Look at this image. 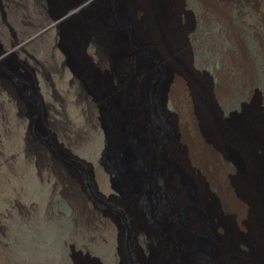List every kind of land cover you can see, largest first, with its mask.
<instances>
[{
	"label": "rangeland",
	"instance_id": "rangeland-1",
	"mask_svg": "<svg viewBox=\"0 0 264 264\" xmlns=\"http://www.w3.org/2000/svg\"><path fill=\"white\" fill-rule=\"evenodd\" d=\"M71 1L77 0H55L43 13L53 14ZM124 1L142 44L158 52L174 77L182 80L180 88L173 85L178 88V101L170 92L169 108L182 134L184 159L206 180L238 228L253 234L240 244L241 249L251 252L252 243L264 249L254 229L264 214L260 207L256 209L263 188L254 186L253 179L245 180L258 172L253 165L256 156L264 155V0H176L175 5L174 0H157V8L168 14L166 22L180 35L179 45H172L171 51L161 40L144 34L141 19L148 15L145 4ZM106 3L109 1L86 0L81 9L60 21L67 31L80 17L102 23L108 37L104 42L87 37L83 55L67 47L65 37L57 31L29 47L45 70L42 74L35 71V78L41 103L50 113V136L43 132L44 115L36 106L39 102L26 90V80L12 78L15 61L21 60L19 50L0 59L1 77L22 102H11L9 91H0V264H99L96 259L101 264H129L127 222L112 206L113 200L121 197L115 188L120 179L99 164L101 137L106 135L109 119L107 103H114L115 96L123 103H146L140 99L143 91L158 80L125 41L120 43L116 29L98 16ZM4 11L11 19L8 9ZM14 24L11 19V29H0L1 46L25 32ZM53 38L59 50L46 61L45 47L55 41ZM244 57L245 72L238 66ZM59 60L65 63L61 72L55 71ZM93 71L101 76L98 84L93 81ZM74 76L83 80L75 83ZM82 93L91 103H98L96 112L82 107ZM18 105L30 114L27 124L19 119ZM211 108L223 122H234L237 116L250 113L242 126L247 129L244 140L237 135L238 127L225 126V132H220ZM253 128L259 142L252 137L255 133H250ZM230 146H236L234 150L243 158L250 157L252 167L238 154L232 156ZM235 157L243 171L234 163ZM82 161L96 168V190L90 186L86 169L79 166ZM59 172L63 180L57 176ZM243 189L251 194L248 202L241 195ZM230 190L233 195H229ZM102 196L108 204L100 201Z\"/></svg>",
	"mask_w": 264,
	"mask_h": 264
},
{
	"label": "water",
	"instance_id": "water-1",
	"mask_svg": "<svg viewBox=\"0 0 264 264\" xmlns=\"http://www.w3.org/2000/svg\"><path fill=\"white\" fill-rule=\"evenodd\" d=\"M108 1L100 7L98 16L116 29L120 43L125 41L158 80L143 91L140 99H146V103H123L117 96L114 103H107L109 119L105 124L106 135L101 137L99 164H104L109 174L120 179L115 188L121 197L113 200L112 206L127 222L128 263L264 264V249L260 244L255 241L256 245L249 244L251 252L240 247L253 234L238 228L206 180L196 175L183 158L182 134L169 108L172 70L162 63L158 52L142 44L124 0L117 4ZM56 12L60 21L70 15L63 6ZM3 50L0 45V58ZM85 59L90 63L87 56ZM11 71L12 78L26 80V90L39 102L36 106L44 115L43 132L50 136L47 126L50 113L41 103L35 76L24 74L18 60ZM93 77L98 84L101 76L93 71ZM234 163L244 170L236 157ZM99 164L96 166L101 174ZM79 166L86 169L90 186L96 190L95 166L85 161ZM100 201L108 204L103 196Z\"/></svg>",
	"mask_w": 264,
	"mask_h": 264
},
{
	"label": "bare ground",
	"instance_id": "bare-ground-1",
	"mask_svg": "<svg viewBox=\"0 0 264 264\" xmlns=\"http://www.w3.org/2000/svg\"><path fill=\"white\" fill-rule=\"evenodd\" d=\"M54 1L55 0H0V29L8 30L10 28L9 27L10 21L11 19H13V22L15 23L14 25H16L19 28H22L23 31H25L22 34H20L19 39H12L6 45H3L5 46L3 50V55L5 53L8 54V52L12 50H19L20 52L19 55H21V60L19 61V67L26 74L31 73L35 76V71L40 72L41 74L45 71V70L44 71L42 70V62L38 59L37 55H35L36 54L35 52L29 51V47H31L34 43L36 44L38 40H41L46 36L55 35V33L58 32L60 34V37H65V43L67 47H69L73 52H75V54H78V56L83 55L82 54L83 48L85 46L87 37L93 36L94 38H99L103 42L108 37V33L106 32L104 26L101 25L102 23L100 21H97L96 19L91 21V19H88L87 17H80L77 21V24L75 25L73 29H70L67 31L64 27L62 28L59 25L60 20L58 16L55 15V13L57 12H54L53 14H49V15L47 14L48 17L45 16L44 14L47 7L53 4ZM85 1L86 0H82L79 2L78 0L76 2L71 1V3L67 6V8L70 11L69 13L73 14L74 12L78 11L82 7L81 5L84 4ZM175 2L176 0H174V5H175ZM129 3L132 5L133 3H144L145 4L143 8L147 11L148 15L141 19V24L142 25L144 24L145 26L144 34L148 38H150L151 40L152 39L161 40V42L165 44V46L167 47L169 51L172 50V45L173 47L175 45L176 46L179 45L180 35L177 29L170 27L169 24L166 22V21H169V18L166 17L168 14L166 13L165 9L159 10L157 8V4L159 3V1L157 0H128V4ZM161 6H163L162 3H161ZM5 8L8 9L11 19L8 17L6 18V14L4 11ZM160 22L165 23L164 24L165 26L162 25ZM53 39L55 40V38ZM58 50H59V45L57 44L56 40L52 41L49 45H47L45 47L46 55H44L45 57H47L46 61H50V59L52 60L54 53H58ZM246 60L247 58L244 57L243 60H240V62H238V66L240 70L243 72H245ZM64 64L65 63L62 62V60L56 61L55 71L57 72H61L62 70L64 71L65 69ZM72 80L73 82L76 83V81H82L83 79L79 76H74ZM172 80H173V83L171 84L170 92H172V96L178 101V98L176 97L178 93L177 89L182 86V80L177 77H174V79ZM174 83H176V86H178V88L173 87ZM174 88H176L175 91H174ZM197 88L199 90H202L198 86ZM5 89L9 91V96H10L9 100L11 102L22 103L19 100V98L15 95V93L11 91L8 83L0 75V91L5 90ZM80 99H82V105H83L82 107H84L85 110L87 111L94 110L93 112H96V110L99 108L98 103H91V98L88 97L86 94L82 93V98ZM211 110H212L211 114L214 117L213 122L216 125H218V129L220 132L224 131V129L226 130L225 126L238 127L237 135H241L239 138L242 137V140H244L243 134H245L247 129H244L245 126L244 128L242 126L245 125L246 119L250 117V113H246V115H242V116H237L234 122L232 121L223 122L220 119L218 113L216 112L217 113L216 114L215 112H213V108H211ZM17 111H18L20 121L23 122V124H27L28 118L30 115L29 112L27 111V108H23L18 105ZM261 124L263 125L262 126V129H263L264 122H261ZM221 125L224 127L220 128ZM198 132H200L199 128H198ZM250 133H255V134H252V137L255 139L256 142H259L261 140V139L259 141L257 140V136H256L257 133L255 132V129L251 130ZM230 147L233 150L232 152H230L232 156H234V153H235L236 155L238 154L240 157H242L243 154H240L241 152L234 150L236 146H230ZM247 147H248V144L245 149H247ZM183 158H184V155H183ZM244 159L246 161V164L248 166L251 164V167H252V163L250 162V157L248 158L242 157V160ZM254 160H257V162L255 161L253 165L258 168V172L256 174H253V173L250 174V177L249 178L247 177V179L245 180L249 181L253 179L254 181L252 183L254 186L258 188H263L262 191H260L261 192L260 199L256 200V203H257L256 209H259L260 207V210L264 213V177L262 174L264 173V155L256 156V159ZM57 176L59 177L60 180H63V177L60 172L58 173ZM240 191H241V195L245 197V201L248 202V200L251 199V194L249 193V191H247V189H243ZM65 192L67 194L68 191L65 190ZM233 194H234L233 190H230L229 195H233ZM250 205H253V203L250 202ZM246 211H248V208H246ZM263 215L264 214L260 215L261 219L258 217L257 225H255L254 229H256L255 232L256 234H258L257 236L260 237L259 239H262V241L264 242V217H262Z\"/></svg>",
	"mask_w": 264,
	"mask_h": 264
}]
</instances>
